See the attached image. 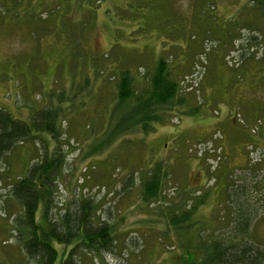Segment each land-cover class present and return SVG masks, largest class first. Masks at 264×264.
<instances>
[{
  "label": "rangeland",
  "instance_id": "obj_1",
  "mask_svg": "<svg viewBox=\"0 0 264 264\" xmlns=\"http://www.w3.org/2000/svg\"><path fill=\"white\" fill-rule=\"evenodd\" d=\"M255 3L0 0V106L28 119L45 97L53 104L65 95L58 140L66 164L55 209L82 194L97 203V217L119 233L113 252L93 256L98 264H177L179 235L166 228L164 213L172 201H187L186 193L189 201L208 193L195 214L206 230L215 228L220 208L230 219L233 200L246 202L260 215L251 234L264 245V160H255L264 151V7ZM160 56L179 62L183 103L151 133L104 142L107 118L117 111L112 73L128 68L142 78ZM35 141L0 160L3 264L18 259L3 229L20 209L7 196L9 184L41 151ZM155 161L167 166L169 179L156 199L144 202L141 169ZM226 188L230 197L223 196ZM225 200L229 208H219ZM55 246L59 264L68 247Z\"/></svg>",
  "mask_w": 264,
  "mask_h": 264
},
{
  "label": "trees",
  "instance_id": "obj_2",
  "mask_svg": "<svg viewBox=\"0 0 264 264\" xmlns=\"http://www.w3.org/2000/svg\"><path fill=\"white\" fill-rule=\"evenodd\" d=\"M253 2L264 7V0ZM108 56L106 53L103 58ZM96 62L93 60L92 66ZM178 63L171 64L166 57L160 56L154 68L142 78L128 68L112 73L110 78L118 79L114 102L117 111L115 114L113 108L107 118L104 142L114 141L121 135L120 138H125L126 133L142 136L151 133L171 110L183 103L184 97L179 95L180 82L176 77ZM104 68L105 65L102 70ZM44 94L52 96L54 93L51 90L44 91ZM51 101L53 104L45 97L44 104L36 108L28 119L13 117L9 109L0 106V160L8 158L20 143L32 144L30 141L36 139L41 143V151L38 149L37 153L30 155V164L25 172L12 178L9 184L7 196L20 209L10 221L11 229L7 226L3 229L11 234V242L18 250L17 264H55L58 258L55 243L68 247L59 264H98V260L93 258L113 252L119 242V233L109 221L97 217V203L84 194L77 195L75 200L56 211V190L66 164V153L58 140L59 127L64 120L58 103L65 102V95L60 93ZM51 139L54 141L52 147L49 145ZM262 157L256 158V162L264 160V151ZM141 170L142 200L150 202L161 194L170 173L161 161L145 165ZM240 188L243 187L233 188V191L240 193ZM223 194L230 197L227 188ZM185 195L189 196L188 193ZM188 196H183L187 201L183 203L181 199L180 205V198L169 203L164 213L166 228L179 235L181 253L177 264H264V245L256 242L251 234V228L260 215L257 212L253 214L254 210L246 202L233 200V207L227 212L233 211L235 215L226 219L222 215L226 209L220 207L229 208L230 204L227 200L221 201V215L216 218L215 228L206 230L201 219H195V214L208 193L194 201H189ZM89 257L91 262L86 260ZM8 258L11 264L16 263L14 258ZM0 264L3 263L0 261Z\"/></svg>",
  "mask_w": 264,
  "mask_h": 264
}]
</instances>
